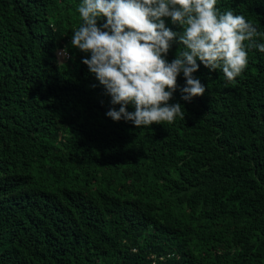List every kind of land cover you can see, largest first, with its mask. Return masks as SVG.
Here are the masks:
<instances>
[{"label": "trees", "instance_id": "trees-1", "mask_svg": "<svg viewBox=\"0 0 264 264\" xmlns=\"http://www.w3.org/2000/svg\"><path fill=\"white\" fill-rule=\"evenodd\" d=\"M81 2L0 0V264H264V53L137 128L71 45ZM216 7L264 33V0Z\"/></svg>", "mask_w": 264, "mask_h": 264}, {"label": "clouds", "instance_id": "clouds-1", "mask_svg": "<svg viewBox=\"0 0 264 264\" xmlns=\"http://www.w3.org/2000/svg\"><path fill=\"white\" fill-rule=\"evenodd\" d=\"M216 4L217 0H82L77 8L82 23L73 31L71 45L87 54L82 63L104 87L110 103L120 105L118 110L110 108L108 117L137 128L172 123L178 116L184 118L183 106L169 103L181 73V99L191 102L206 91L193 75L200 64L212 72L221 70L231 82L247 67L249 49L264 53V43L257 42L264 33L243 15L220 12ZM163 18L181 30L166 27ZM174 43L183 50L169 62L166 56ZM59 55L68 58L67 47L58 50ZM128 105L134 111H128Z\"/></svg>", "mask_w": 264, "mask_h": 264}, {"label": "built area", "instance_id": "built-area-1", "mask_svg": "<svg viewBox=\"0 0 264 264\" xmlns=\"http://www.w3.org/2000/svg\"><path fill=\"white\" fill-rule=\"evenodd\" d=\"M70 57V55H69V53H68V58ZM59 58H61V59H68V58H65V57H63V56H60L59 55Z\"/></svg>", "mask_w": 264, "mask_h": 264}, {"label": "rangeland", "instance_id": "rangeland-1", "mask_svg": "<svg viewBox=\"0 0 264 264\" xmlns=\"http://www.w3.org/2000/svg\"><path fill=\"white\" fill-rule=\"evenodd\" d=\"M58 60H60V61H61V59H60V58H58Z\"/></svg>", "mask_w": 264, "mask_h": 264}]
</instances>
